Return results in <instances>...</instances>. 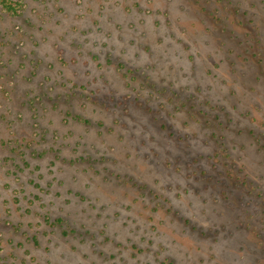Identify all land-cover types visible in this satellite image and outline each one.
I'll return each mask as SVG.
<instances>
[{"label": "rangeland", "instance_id": "obj_1", "mask_svg": "<svg viewBox=\"0 0 264 264\" xmlns=\"http://www.w3.org/2000/svg\"><path fill=\"white\" fill-rule=\"evenodd\" d=\"M0 264H264V0H0Z\"/></svg>", "mask_w": 264, "mask_h": 264}, {"label": "trees", "instance_id": "obj_2", "mask_svg": "<svg viewBox=\"0 0 264 264\" xmlns=\"http://www.w3.org/2000/svg\"><path fill=\"white\" fill-rule=\"evenodd\" d=\"M5 7L8 8V9H11L12 8V5L10 3H7V2H3Z\"/></svg>", "mask_w": 264, "mask_h": 264}]
</instances>
